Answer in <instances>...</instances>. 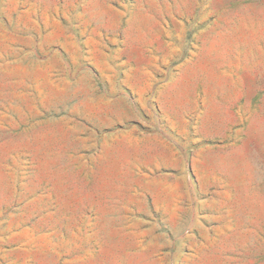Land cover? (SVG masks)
<instances>
[{
  "label": "rangeland",
  "instance_id": "374dc122",
  "mask_svg": "<svg viewBox=\"0 0 264 264\" xmlns=\"http://www.w3.org/2000/svg\"><path fill=\"white\" fill-rule=\"evenodd\" d=\"M0 264H264V0H0Z\"/></svg>",
  "mask_w": 264,
  "mask_h": 264
}]
</instances>
